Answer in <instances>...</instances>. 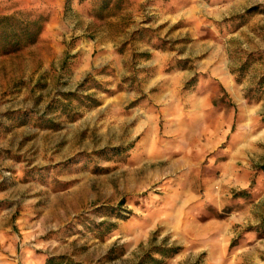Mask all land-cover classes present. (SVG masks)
<instances>
[{"label":"rangeland","instance_id":"1","mask_svg":"<svg viewBox=\"0 0 264 264\" xmlns=\"http://www.w3.org/2000/svg\"><path fill=\"white\" fill-rule=\"evenodd\" d=\"M2 17L42 29L0 44V264H264V0Z\"/></svg>","mask_w":264,"mask_h":264},{"label":"trees","instance_id":"2","mask_svg":"<svg viewBox=\"0 0 264 264\" xmlns=\"http://www.w3.org/2000/svg\"><path fill=\"white\" fill-rule=\"evenodd\" d=\"M30 26L35 29L30 30ZM42 26L34 22L14 20L11 17L0 18L1 53L16 52L26 45L33 44L41 33ZM264 171V166L261 168Z\"/></svg>","mask_w":264,"mask_h":264}]
</instances>
